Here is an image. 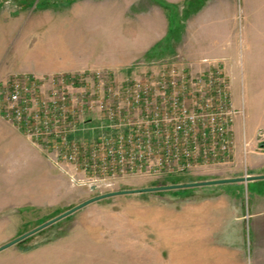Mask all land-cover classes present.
<instances>
[{"label":"rangeland","instance_id":"rangeland-1","mask_svg":"<svg viewBox=\"0 0 264 264\" xmlns=\"http://www.w3.org/2000/svg\"><path fill=\"white\" fill-rule=\"evenodd\" d=\"M172 4L0 0V98L18 79L35 82L42 97L62 89L73 95L81 119L98 124V108L90 110L93 99L83 113L80 107L95 84L118 94L128 80L157 74L168 63L194 73L206 69L208 64L188 65L181 44L171 39L173 31L181 34L185 26L181 3ZM237 4L236 54L221 64L231 79L235 106L244 110L236 119L241 129L235 132L233 162L176 176L127 174L110 191L264 174V140L258 139L259 130L264 131V0ZM68 77L87 85L73 86ZM243 139L250 143L246 153ZM51 149L0 114V246L108 192L74 184ZM218 186H238L250 211L264 208V179ZM180 190L93 202L1 250L0 264H228L229 257L200 256L198 249L199 204L219 193L203 187ZM255 250L247 252V264H259Z\"/></svg>","mask_w":264,"mask_h":264},{"label":"built area","instance_id":"built-area-1","mask_svg":"<svg viewBox=\"0 0 264 264\" xmlns=\"http://www.w3.org/2000/svg\"><path fill=\"white\" fill-rule=\"evenodd\" d=\"M68 78L73 86L87 85ZM34 83L12 81L0 98V114L52 148L71 181L92 191L109 192L127 174L176 176L235 159V122L244 110L235 106L220 64L194 73L168 63L157 74L128 80L118 94L97 83L80 107L83 113L93 99L98 124L81 119L72 94L58 89L42 97ZM258 139L264 140L262 129ZM249 144L243 139L245 153Z\"/></svg>","mask_w":264,"mask_h":264},{"label":"crops","instance_id":"crops-1","mask_svg":"<svg viewBox=\"0 0 264 264\" xmlns=\"http://www.w3.org/2000/svg\"><path fill=\"white\" fill-rule=\"evenodd\" d=\"M166 2L173 3L172 5L181 3L179 9L185 26L181 34L178 30L173 31L175 33L171 39L181 44L183 49L181 55L188 61V65L211 63L221 65L232 56L231 53L236 54L238 0H166ZM240 127V120H236V134L239 133ZM203 169L211 170L208 167L201 170ZM202 187L215 189V193H219L220 196L213 200L206 199L199 204L197 230L199 255L229 257L228 264H247V252L249 254L251 249H256L255 252L259 254L256 253L259 257L258 263L263 264L264 208L256 212L250 211L249 207L246 209L240 198L238 186ZM202 213L205 214L203 220ZM222 263L227 264L224 260Z\"/></svg>","mask_w":264,"mask_h":264},{"label":"water","instance_id":"water-1","mask_svg":"<svg viewBox=\"0 0 264 264\" xmlns=\"http://www.w3.org/2000/svg\"><path fill=\"white\" fill-rule=\"evenodd\" d=\"M258 179H264V174L260 175H246L243 177H236V178H223V179H214V180H203V181H196V182H186V183H176V184H168V185H160V186H153V187H147V188H141V189H131V190H116V191H110L105 192L102 194L95 195L82 203L70 208L69 210L61 213L60 215L44 222L43 224L37 226L36 228L32 229L29 232H26L25 234L15 238L14 240H11L10 242H7L0 246V251L3 249L8 248L9 246L20 242L24 240L25 238L37 233L38 231L54 224L55 222L63 219L64 217L76 212L77 210L93 203L97 202L106 198H110L113 196L121 195V194H131V193H141V192H158V191H170V190H180V189H190V188H196V187H202V186H211V185H219L224 183H231V182H248L252 180H258Z\"/></svg>","mask_w":264,"mask_h":264},{"label":"trees","instance_id":"trees-1","mask_svg":"<svg viewBox=\"0 0 264 264\" xmlns=\"http://www.w3.org/2000/svg\"><path fill=\"white\" fill-rule=\"evenodd\" d=\"M178 191H183V190H176V192H178ZM177 194H179V193H177Z\"/></svg>","mask_w":264,"mask_h":264}]
</instances>
